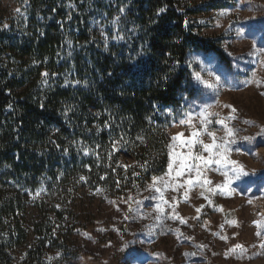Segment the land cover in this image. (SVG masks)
Here are the masks:
<instances>
[{"label":"rangeland","instance_id":"374dc122","mask_svg":"<svg viewBox=\"0 0 264 264\" xmlns=\"http://www.w3.org/2000/svg\"><path fill=\"white\" fill-rule=\"evenodd\" d=\"M56 5L64 10L63 23L71 28L66 35L74 34L73 39L85 22L104 49L124 42L130 10L120 0L77 5L58 0ZM195 8L201 11L188 13ZM183 10L186 29L215 44L229 65L213 52L188 53L184 65L191 81L183 85L178 106L155 110L150 121L166 157L163 174L143 179L135 154L114 139L104 145L74 142L79 155L74 175L39 180L36 186L0 176V198L17 199L16 220L26 233L25 244L4 250L11 264H28L37 227L49 237L44 264H264V0H184ZM39 13L32 0H0V32L35 31L32 21L41 19ZM67 39L79 52L81 44ZM55 79L39 73L34 97L45 96ZM202 112L211 114L207 130L199 119ZM188 116L191 123H182ZM225 125L235 140L228 159L239 167L234 172L232 165L217 170L220 166L211 164L198 180L191 166L201 161L186 158L209 153L189 141L211 144L208 133L213 132L220 143ZM150 157L161 162L156 152ZM225 171L231 183L221 193L217 186L225 183ZM205 179L210 183L201 187ZM16 220L3 218L1 239Z\"/></svg>","mask_w":264,"mask_h":264},{"label":"trees","instance_id":"16d2710c","mask_svg":"<svg viewBox=\"0 0 264 264\" xmlns=\"http://www.w3.org/2000/svg\"><path fill=\"white\" fill-rule=\"evenodd\" d=\"M183 1L120 0L130 10L124 42L104 49L88 34L85 22L77 24L80 32L74 39V34L66 35L71 28L63 23L58 0H32L41 7V19L32 21L35 31L0 32V176L36 186L39 180L74 175L79 165L74 142L104 145L114 139L135 154L144 167L143 179L163 174L166 157L150 121L155 110L178 106L183 85L191 81L184 65L188 53L213 52L229 65L215 44L186 29ZM67 37L81 44L79 52L69 48ZM43 71L56 75L53 88L34 97ZM154 152L161 162L150 157ZM3 198L0 224L5 217L16 220L19 206L12 196ZM10 226L9 235L0 238V264H11L4 250L26 243L21 222ZM48 240L37 227L34 251L25 257L28 264H44Z\"/></svg>","mask_w":264,"mask_h":264},{"label":"snow or ice","instance_id":"6c2138e0","mask_svg":"<svg viewBox=\"0 0 264 264\" xmlns=\"http://www.w3.org/2000/svg\"><path fill=\"white\" fill-rule=\"evenodd\" d=\"M196 79L199 80V76H197ZM204 86L206 88H212V87H215L216 85L205 83ZM261 94L264 95V93H261ZM233 111H235V109H233ZM209 115H211V114L207 113V112H202L200 114L199 119H200L202 125L205 126L204 130H207L206 126H207L208 123H210V121L207 120V117ZM192 119H193L192 116H188L187 120L186 121H182V123H189L190 124ZM216 122L217 123H221V121H216ZM224 131H225V136L220 138L221 139L220 143L216 142L217 138L215 137V134L213 132H209L208 133L212 137V143L211 144H203L202 141H198V140H190L189 141L190 146L192 144H194V143H201L202 146H203L204 151L209 153L208 158H203L201 156H195V157L189 156L188 158H186V159H195V160H200L201 161L200 164L191 166V167H195L196 175H197V179L198 180L200 179L204 168H206L208 165H211V164L219 165L220 168L217 169V170H222V169L228 168L230 165H232L233 166L232 170L234 172L237 171V168L239 166L236 165L234 161H231V160L228 159L229 145L232 144V143H235L234 139H230V137H232L234 135V133H233V130L231 128H228L226 125L224 127ZM181 135H182V133L181 134H177L176 136L172 137V139L173 140L179 139ZM198 135H199V133H197V132H193L192 133L193 137H197ZM245 139H250V138L246 137ZM213 149H216V152H215L214 155H213ZM169 167L171 168V164L169 165ZM182 167H183V165H182ZM237 174H240V173H237ZM176 175L177 176L181 175V172L177 171ZM223 175L226 177L225 183L223 185H218L217 186L218 188H220L221 193H223V191L231 183V181L227 179L228 172H226V171L223 172ZM188 183L191 184L192 181L190 180V181H188ZM209 183H210V181L205 179L204 182H203V185H201V187H203L204 185H207ZM155 184H156V179H154V181H153V186ZM156 190L159 191V189H156ZM209 190L213 191V192L215 191V189H209ZM157 210L158 211H162L159 208ZM196 211L199 212L200 209H196ZM181 223H183V221H181ZM236 247H240V246L237 245Z\"/></svg>","mask_w":264,"mask_h":264}]
</instances>
